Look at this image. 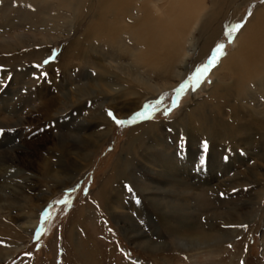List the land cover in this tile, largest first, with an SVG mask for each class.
<instances>
[{"label":"rangeland","instance_id":"obj_1","mask_svg":"<svg viewBox=\"0 0 264 264\" xmlns=\"http://www.w3.org/2000/svg\"><path fill=\"white\" fill-rule=\"evenodd\" d=\"M72 1L77 14L60 12L54 0L13 3V27L0 33L28 40L0 52V162L15 168L0 211V264H264V138L242 131L238 139L221 126L232 122L233 103L223 112L210 103L219 62L165 115L173 89L218 42L225 44L222 60L264 0H207V28L191 36L202 45L214 30L212 41L200 54L198 46L185 47L168 74L164 66L143 67L129 41L126 51L100 38L94 51L84 31L98 1ZM212 11L220 16L209 19ZM236 23L243 27L229 42L226 27ZM117 51L124 65L107 77L91 56L107 64ZM131 72L159 88L141 89ZM121 78L139 87L138 103L129 102L135 96ZM252 89L258 111H251V130L261 133L264 88ZM160 98L151 119L132 125L118 126L107 114L124 119ZM45 100L54 102L49 118L40 111ZM66 195L71 206L53 203ZM45 210L49 219L36 240Z\"/></svg>","mask_w":264,"mask_h":264},{"label":"bare ground","instance_id":"obj_2","mask_svg":"<svg viewBox=\"0 0 264 264\" xmlns=\"http://www.w3.org/2000/svg\"><path fill=\"white\" fill-rule=\"evenodd\" d=\"M33 1L45 2L46 0H0V33H6L13 27L11 18L13 14V3L29 6ZM54 1V6L60 12L67 15L73 12L77 14L76 6H79V2L72 0ZM97 1L98 4L95 5L96 11L91 21H87L88 24L85 26L84 31L86 40L89 41V45L94 51L97 50L96 45H98L100 38L102 39L100 43L103 46L106 44L109 45L110 43H117L116 45L119 48L123 47L126 51L128 49L123 45L129 41L130 43H128L133 46L131 49L132 55L136 59L141 57V65L143 67L153 69L157 66H164L163 68L168 74L174 68V64L178 61L180 54L184 52L185 47L188 46L192 49L198 46L199 48L196 51L200 54V51L204 52L202 48L208 45L213 39L212 32L214 30L210 31L211 39L207 33L209 43L206 41L202 45L201 42L198 43V34L196 35L197 39L191 36L198 29L204 30L207 28L208 20L204 22L207 16L201 13L203 10V13H206L205 5L208 4L207 0ZM154 9H157L161 13V16L155 14ZM216 12L212 11L209 19L213 16H220ZM201 16L203 20L200 23ZM224 21L226 22V20ZM82 37L83 34L74 41L72 47L80 43L83 39ZM187 41L189 42L187 43ZM27 43L28 40L25 34H19L15 37L2 36L0 38V52L9 53L19 44L26 46ZM197 43L198 45H196ZM99 50L102 51L101 49ZM119 51H117V56L107 54V57L113 61H108L107 64H103L99 59H96V55H92L91 60L97 62L96 64L106 73V76L108 74L107 77H109V74L116 75L115 69L122 68L124 65L123 60H120V57L124 53H121V55ZM100 59L103 60L104 58L100 57ZM183 63L185 64L186 61ZM168 66L169 68H167ZM62 69H65V67L62 66ZM180 69L177 70L178 77L183 76V72ZM216 69L213 71V76L218 75L210 89L209 97L212 100L210 103L215 104L217 111L221 112L227 109V105H224L227 100H232L233 103L231 108L232 122L226 118L221 126L230 130L233 136L238 139H240L241 135L239 134L242 131L247 132L248 136L254 138H259V135L262 134L261 137L264 138V125L261 133L251 130L254 122V119L251 118V111H258V104L253 102L252 99V86L264 88V6L257 10L247 25L239 31L237 37H235L234 48L219 61ZM129 75L131 77L128 78L130 81L141 84L140 88H159L157 83L141 78L137 73L131 72ZM113 78L109 79L112 80ZM121 80L123 81L122 84L126 85L125 87L129 90L130 94H134L133 96H135L129 102L137 100L138 103L139 95L135 94L138 93L139 87L137 85L127 84L126 79L121 78ZM53 105L54 102L52 100H45L42 103L40 111L49 118L51 116L50 112L54 107ZM107 131L110 130L107 129ZM102 134L100 133L98 135ZM91 141L92 143L94 142L92 139ZM29 144H34V142H30ZM44 157L42 156L40 158L49 161V159H45ZM13 172H15V168L11 165L10 161L4 160L0 162V211L5 210V206L7 205L6 199L10 200V196L6 192V186L11 183V178L14 175ZM88 255L90 257V254Z\"/></svg>","mask_w":264,"mask_h":264},{"label":"snow or ice","instance_id":"obj_3","mask_svg":"<svg viewBox=\"0 0 264 264\" xmlns=\"http://www.w3.org/2000/svg\"><path fill=\"white\" fill-rule=\"evenodd\" d=\"M248 14L251 15V12H249ZM242 27L243 25L240 23L232 24L226 27L224 34L228 38L229 42H231L234 34ZM224 49H225L224 43H220V42L216 43L214 48L211 50L210 55L206 58V60L202 62L201 65L197 66L193 73H191L183 82H181L175 89H173L175 95L171 97L172 104L171 107L166 109L165 115L170 113L175 107L178 106V100L181 94L185 93L189 89V87H191L192 91H195L196 88L199 87V85L203 82L206 74L211 70V68H213L219 62L220 58L225 54ZM53 59H55V53L52 56L48 57V59L44 60L43 63L47 64ZM36 67H42V65H37ZM41 75L46 76L47 73H42ZM165 95L168 94L166 93ZM162 104H163V98L149 101L148 103H145L140 110L132 113L131 116L124 119L117 118L116 115L111 110H108L107 114L114 121V123H116L118 126L123 127L151 119L152 114L155 111H157L159 106ZM4 131H5L4 129H0V134H2ZM207 147H208L207 143L204 142L203 149L205 151L207 150ZM200 163L201 164L204 163L203 158H201ZM76 187L79 186L77 185ZM75 190L76 188H73L70 189L69 191H75ZM129 190L131 191V189ZM53 203L71 206V200L68 198L67 195L63 200H56ZM48 207H51V205H49ZM48 219H49V213L47 210H45L42 213L41 227L37 229L34 239L36 240L40 239V235L45 230L43 227V221H46ZM28 255H30V253Z\"/></svg>","mask_w":264,"mask_h":264}]
</instances>
